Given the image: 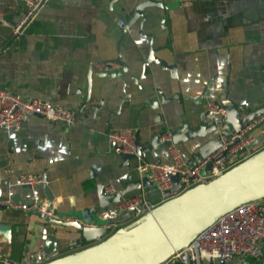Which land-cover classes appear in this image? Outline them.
I'll use <instances>...</instances> for the list:
<instances>
[{"label":"crops","instance_id":"crops-1","mask_svg":"<svg viewBox=\"0 0 264 264\" xmlns=\"http://www.w3.org/2000/svg\"><path fill=\"white\" fill-rule=\"evenodd\" d=\"M142 1L159 5L145 8L144 19L138 18L119 39ZM24 11L19 0H0L5 23H0V90L73 112L89 93L87 106L101 108L85 119L77 114L68 125L29 116L17 131L0 128V199L45 201L42 184H12L17 174H40L56 216L121 226L127 216L113 204L99 208L95 187L110 185L117 192L139 176L135 159L121 165L106 139L108 131L129 128L144 144L163 127L177 126L183 112L218 102L224 82L228 98L241 111L264 102V0H47L22 33L12 36L10 26ZM148 44L156 58L174 65L176 77L150 65L144 74L151 77L139 80V88H123L122 81L138 73ZM117 58L127 67L122 77L95 75L119 69L112 63ZM156 89L166 97L178 95L180 101L162 106L159 122L148 107ZM196 100L198 104L191 103ZM253 133L259 135V129ZM175 144L190 163L197 143ZM144 159L168 162L164 146L145 153ZM141 189L150 200L159 197L151 184L123 196ZM78 237L73 228L50 224L33 212L0 208V264H26V254L36 248L48 256L41 264H60L84 247L74 244ZM261 250L260 259L236 256L229 264H262L264 241Z\"/></svg>","mask_w":264,"mask_h":264},{"label":"water","instance_id":"water-1","mask_svg":"<svg viewBox=\"0 0 264 264\" xmlns=\"http://www.w3.org/2000/svg\"><path fill=\"white\" fill-rule=\"evenodd\" d=\"M158 5V3L153 1L138 3L119 39L123 38L125 33L129 31V26L133 25L138 18L144 19L143 10L145 8ZM141 23L142 21L138 25L139 28ZM112 63L118 65L119 69L101 71L95 73V75L97 77L120 78L127 72L126 65L121 63L118 58ZM150 65L158 66V69L167 72L171 79L176 77L174 65H167L164 61L156 58L154 50L148 44L146 56L139 63L138 73L129 75L127 81H122L123 88L127 84L139 88V80L151 77L150 74H144L145 68ZM262 70L264 72V68ZM89 74L87 76V86L90 84ZM222 91L218 97V102L223 106L225 116L221 121H217L207 109L192 108L189 112L181 114L180 122L177 126L172 129L163 127L159 132L150 135L144 144L141 143L138 132H135V151L133 154L124 153L119 146L112 144L114 152L120 157L121 165H127L130 160L136 157L144 158L145 153L165 146L168 141L161 142L158 139L160 133L164 130L169 132V141L171 143L175 144L177 141L182 143L195 141L197 143L193 160L190 162L191 165H194L221 147L222 139L229 138L233 133L264 115V102L247 112H243L236 103L228 98L226 82L222 85ZM153 92L155 97L150 100L148 107L154 111V121L159 122L162 116V106H166L173 100L180 101L178 95L166 97L157 89L153 90ZM122 93L125 94L124 90ZM203 94L207 96V93ZM88 103L89 93L78 110L74 112L73 120L77 114L80 115V120L87 118L89 113L94 116L101 108V105L97 104H91L88 107ZM191 103L198 104L199 101H191ZM263 121L264 118L256 126L261 125ZM263 138L264 133L255 136L248 148ZM222 154L223 152H220L218 156ZM236 154L238 153L234 155ZM204 170H209V165H206ZM45 180L43 176V181L45 182ZM176 181L177 177L173 176L172 183L175 184ZM44 182L42 183V190L45 200L51 203L52 195ZM147 184L150 185V182L145 177L137 178L133 182L128 183L122 190L106 195L102 192L103 186L98 184L95 187L98 207L101 209L106 208L117 202L124 194ZM260 196H264V152L249 158L235 168L225 172L216 180L200 186L184 196L169 201L161 206L153 216L143 217L144 221L127 228L104 242L100 241V243L88 250L79 252L60 264H157L166 258L173 249L186 243L196 231L210 224L228 208L242 201ZM63 218L67 217L50 219L48 222L78 231L79 237L75 240V245L95 242L108 233L107 228L104 226L86 225L78 220L71 218L62 220ZM205 261L210 262L211 260L206 258ZM262 264H264V251Z\"/></svg>","mask_w":264,"mask_h":264},{"label":"built area","instance_id":"built-area-1","mask_svg":"<svg viewBox=\"0 0 264 264\" xmlns=\"http://www.w3.org/2000/svg\"><path fill=\"white\" fill-rule=\"evenodd\" d=\"M19 1L24 5L25 11L19 22L10 26L12 36L15 37L22 33L24 27L32 21L47 0ZM0 23L5 24L1 13ZM119 25L122 26V23ZM205 109L217 121H221L225 116L223 106L219 102L206 103ZM73 114V111L55 106L47 101L24 99L18 94L0 90V128L6 130H19L29 116H38L50 122L58 121L68 125L73 122ZM263 118L264 115L233 133L229 138L222 139L221 147L194 165L183 158L179 144L169 141V132L162 131L158 139L161 142L168 141L164 146L168 162L145 160L142 157L135 158V169L139 178L145 177L150 182L159 192V199L157 201L148 199L141 189L135 194L121 196L113 204L114 210L119 214L126 215L127 221L153 216L161 206L169 201L216 180L225 172L256 154L264 152V138L248 148V145L257 136L253 133L255 129H259V134L264 133V123L256 126ZM106 139L109 143L119 146L124 153L133 154L135 151L134 132L129 128L110 130L106 133ZM220 152L223 154L218 156ZM235 153L238 154L234 155ZM206 165H209L207 171L204 170ZM173 176L177 177L175 184L172 183ZM43 182V176L40 174L20 173L16 175L12 184L32 187ZM102 192L105 195L115 193L110 185L103 186ZM0 208L33 212L39 219L45 221L59 218L53 212L51 203L46 200L32 199L28 202H15L10 197H5L0 199ZM62 220H67V218ZM119 225L110 223L104 227L109 233ZM263 241L264 196H260L228 208L210 224L196 231L186 243L173 249L166 258L157 264H201V261H205L206 258L211 261L216 260L218 264H229L236 256L260 259ZM47 259L48 256L41 248H36L26 254V264H41ZM3 264L13 263L3 261Z\"/></svg>","mask_w":264,"mask_h":264},{"label":"rangeland","instance_id":"rangeland-1","mask_svg":"<svg viewBox=\"0 0 264 264\" xmlns=\"http://www.w3.org/2000/svg\"><path fill=\"white\" fill-rule=\"evenodd\" d=\"M263 123H264V121H263ZM263 123H262V124H263ZM262 124H261V125H262ZM259 126H260V125H259ZM158 199H159V197H158L157 199H155V200H152V201H157ZM141 221H144V218H143V217L135 218V219H131V220L127 221L125 224H123V225H121V226H117V227H115V228H114L113 230H111L106 236H104L100 241H101V242H104V241H106L107 239H109V238L115 236L116 234H118V233H120V232L126 230L127 228H129V227H131V226H133V225H136V224L140 223ZM100 241H99V242L97 241L95 244H90V245H89V244H85L84 247H83L81 250H78V253H79V252H82V251H85V250H88L89 248L93 247L94 245L100 243Z\"/></svg>","mask_w":264,"mask_h":264}]
</instances>
